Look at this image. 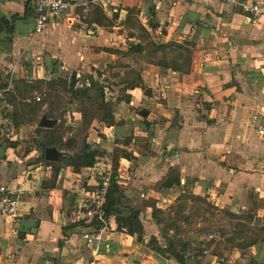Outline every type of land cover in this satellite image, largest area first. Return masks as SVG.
<instances>
[{
	"label": "crops",
	"instance_id": "0c3cea01",
	"mask_svg": "<svg viewBox=\"0 0 264 264\" xmlns=\"http://www.w3.org/2000/svg\"><path fill=\"white\" fill-rule=\"evenodd\" d=\"M25 1L0 0V18L23 17ZM74 1L92 5L85 22L71 24L69 10L40 33L33 16L0 30V79L99 73L114 86V123L93 122L84 141L100 157L79 171L0 142V180L29 190L16 223L0 217V264H180L152 238L177 251L189 241L187 264H264V23L220 0ZM116 148L130 154L117 153L120 210L95 228L73 187L94 185L99 158ZM197 200L225 215V231L200 229ZM128 208L140 234L118 228Z\"/></svg>",
	"mask_w": 264,
	"mask_h": 264
},
{
	"label": "rangeland",
	"instance_id": "374dc122",
	"mask_svg": "<svg viewBox=\"0 0 264 264\" xmlns=\"http://www.w3.org/2000/svg\"><path fill=\"white\" fill-rule=\"evenodd\" d=\"M131 24L137 28L142 37H145L137 19L131 21ZM147 51L148 53H151V51L155 53L156 49L153 50V47L149 46ZM72 76H63L62 79L54 77L53 79L41 72L36 73L30 79L25 77L16 81H9L6 88L2 90L5 95H3L0 103L1 145L4 144L6 147L14 148L17 150L16 152L24 154L35 149L39 156L38 161L44 163L46 161L40 158L38 141L50 140L56 144L62 157L72 156L84 146L90 145L85 141L93 122L101 121L99 118H103L105 121L101 122L105 125H108L109 122L114 123L109 115V106H114L116 102L113 93L114 86L111 82L106 78L101 79L100 74L99 76L97 74L95 76L91 74ZM96 81L102 88L99 85H93ZM71 89L76 92L75 97L70 91ZM36 97L40 99L37 100ZM83 114L89 121L88 125L84 124ZM43 115L55 120L52 128H45L51 129V131L44 132V134L37 129L39 119ZM69 138H72L73 142ZM90 142H92V139H90ZM118 150L116 148L114 156L105 159L99 158L98 161L103 164H110L112 168L117 167V153L123 154L122 151L119 152ZM98 156L100 157V154ZM48 163L51 164L54 171L58 170V161ZM99 166L101 164L96 165V168ZM92 174L94 177L97 175L95 169L92 170ZM196 202L199 204V209L195 215L201 218L199 220L201 222L200 229L204 233L208 234L213 230L221 233L226 230V223L223 219L224 214L216 212L203 200H197ZM243 227L241 225L238 227L237 232L239 234L243 235L245 233ZM238 233L237 235H239Z\"/></svg>",
	"mask_w": 264,
	"mask_h": 264
},
{
	"label": "built area",
	"instance_id": "2783aa9c",
	"mask_svg": "<svg viewBox=\"0 0 264 264\" xmlns=\"http://www.w3.org/2000/svg\"><path fill=\"white\" fill-rule=\"evenodd\" d=\"M220 2L233 5L240 8L247 18L252 22L260 24L264 23V10L261 8L257 0H220ZM90 3H81L74 0H33V22L34 32H42L50 23L56 22L63 15L71 10L68 16L71 24H79L84 22V18L89 13ZM2 92L0 90V103L2 100ZM39 100V97H36ZM258 132L264 138V127H259ZM96 183L89 185L83 182L76 184L73 187V193L77 202L78 213L82 220L95 219L102 223L105 222L103 205L105 203V195L112 182L113 168L109 164H101L95 168ZM121 169L117 168V172ZM119 177V176H118ZM117 177V179H118ZM26 190L20 185H8L0 180V217L9 224H14L18 217V204ZM85 238L88 242H98L100 233L86 234ZM212 239V235H208ZM80 264H98L94 261L83 262Z\"/></svg>",
	"mask_w": 264,
	"mask_h": 264
},
{
	"label": "trees",
	"instance_id": "16d2710c",
	"mask_svg": "<svg viewBox=\"0 0 264 264\" xmlns=\"http://www.w3.org/2000/svg\"><path fill=\"white\" fill-rule=\"evenodd\" d=\"M89 13L88 15L84 18V22L89 18L90 14H91V10H92V5L89 4ZM34 10H33V6L31 4V0H26L25 1V13L23 17H18L16 15L12 16L10 18V20L1 17L0 18V30H5L7 33H12L13 32V22L16 19H26L29 18L31 16H33ZM11 41V38L8 37V42ZM176 47L175 44L173 43H169V44H160L158 46H155V49L157 50H165V49H170L171 51ZM189 52V51H187ZM184 61H187L188 63V59L187 56L185 58ZM177 68V67H176ZM181 68L183 69V64L181 65ZM99 76V73H96ZM74 76V74H73ZM72 76V77H73ZM97 76V78H98ZM55 78H60L62 79V77H55ZM54 79V78H53ZM8 81L6 79H0V90H4L6 88ZM72 83V82H71ZM93 85L96 86H101L98 81L95 82V84L93 83ZM102 88V86H101ZM73 93V96L75 97L76 92H73V90H70ZM5 95V93L2 92V96ZM102 96V94H101ZM3 99V97H2ZM109 111H110V117H111V121H114V106H109ZM83 121L85 125H88L89 121L88 119H86L85 114L82 115ZM101 121H105L103 118H99ZM112 122H109L108 125H112ZM38 131L42 132V134H44V132L47 131H51V129H45V128H41L38 127L37 128ZM38 149L40 151V158L41 160H45L44 159V150L48 147H56V144L53 143L50 140H45L44 142L42 141H38ZM57 148V147H56ZM99 155V151L95 148H91L90 145H86L84 146L79 152L74 153L72 156H63L59 159V163H61L62 165L65 166H71L74 171H79L80 168L82 167H91L93 166V164L96 161V157ZM123 155H125L126 157L130 158V154L123 152ZM117 167L113 168V174H112V182L110 187L107 190V193L105 195V203L103 205V210H104V215L109 216L111 213L116 214L119 212L120 208H119V199L122 195V193L119 191V187L117 184V171H116ZM172 181L178 182V178L173 179ZM129 212H130V216L127 219L124 218H119L117 217V222H118V228H122L125 227L130 233H137L140 234L142 231V226L140 221L138 220V211L133 210L128 208ZM127 220V221H126ZM83 221H90V223L95 227L98 228L100 225H102V222L97 221L95 219L92 220H83ZM155 239L152 238L150 244V247H152L153 249L157 250L158 252H160L162 255H166L168 257H173L176 261H178L180 264H187V257L189 255H186L187 251H190L191 253L193 252V248L190 245V242H186L178 251L175 249L174 247V242L173 241H169L167 242V246L163 249L156 247L155 243H154Z\"/></svg>",
	"mask_w": 264,
	"mask_h": 264
},
{
	"label": "water",
	"instance_id": "95a60500",
	"mask_svg": "<svg viewBox=\"0 0 264 264\" xmlns=\"http://www.w3.org/2000/svg\"><path fill=\"white\" fill-rule=\"evenodd\" d=\"M55 124L54 119H49L43 115L38 122V127L41 128H52ZM62 157L61 152L56 147H48L44 150V159L48 162H56ZM196 236L193 238V240Z\"/></svg>",
	"mask_w": 264,
	"mask_h": 264
}]
</instances>
